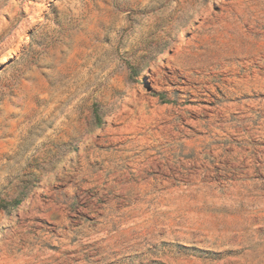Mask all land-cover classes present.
<instances>
[{"label":"rangeland","instance_id":"1","mask_svg":"<svg viewBox=\"0 0 264 264\" xmlns=\"http://www.w3.org/2000/svg\"><path fill=\"white\" fill-rule=\"evenodd\" d=\"M0 264H264V0H0Z\"/></svg>","mask_w":264,"mask_h":264}]
</instances>
